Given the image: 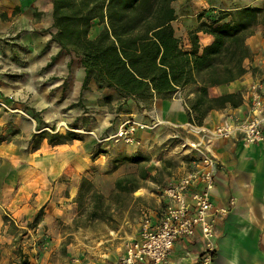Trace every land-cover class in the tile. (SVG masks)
<instances>
[{
  "label": "crops",
  "instance_id": "obj_1",
  "mask_svg": "<svg viewBox=\"0 0 264 264\" xmlns=\"http://www.w3.org/2000/svg\"><path fill=\"white\" fill-rule=\"evenodd\" d=\"M245 7L264 8V0H191L173 22L176 36L190 47L188 32L197 26L198 14L209 9L216 13ZM55 32L52 0H0V102L5 106H0V136L10 130L8 139L0 142V242L6 240L1 236L4 216L18 222L32 198L38 209L47 204L45 211L50 217L63 216L69 207L66 203L78 194L80 181L75 174L81 178L105 159L147 156L155 145L192 133L193 125L187 121L185 91L169 100H154L150 110L139 109L131 100L120 113L99 106L98 102L107 95L112 96V105L119 100L112 90L98 91L94 82L88 91H82L85 72L80 59L52 41ZM98 32L95 26L92 37ZM263 33L264 27L246 40L252 53V58L244 63L246 74L230 84L209 89L211 98L242 93V105L211 111L200 127L212 128L231 116L243 118L249 108L247 91L251 85H261L264 93ZM198 38L201 48L213 40L203 33ZM192 97L190 94L189 98ZM91 108L98 112H92L93 137L117 117L119 121L131 119L143 124L153 121L151 124L155 125L137 131L139 145L109 147L105 150L108 152L95 159L94 143L85 137L64 144H50L44 138L36 148L32 146L35 142L32 139L48 129L45 125L51 129L55 126L56 130L72 127L79 132L85 118L91 115L87 113ZM262 129L264 134V123ZM214 156L217 172L212 201L217 207H227L232 199L234 206L217 226L212 264H264V143L248 145L240 136L218 141ZM149 159L150 165L160 163ZM54 188L57 193L51 197ZM62 191H68V197ZM201 251L202 242L197 233L191 239L177 241L163 264H193Z\"/></svg>",
  "mask_w": 264,
  "mask_h": 264
},
{
  "label": "trees",
  "instance_id": "obj_2",
  "mask_svg": "<svg viewBox=\"0 0 264 264\" xmlns=\"http://www.w3.org/2000/svg\"><path fill=\"white\" fill-rule=\"evenodd\" d=\"M175 2L52 0L56 29L52 41L80 59L85 72L82 91H88L92 82L98 91H114L119 100L115 113L125 111L123 106L129 100L139 109L149 110L154 100H169L185 91L187 121L200 127L211 111L227 105L232 108L242 105V93L211 98L209 89L230 84L246 74L244 63L252 58L246 40L253 34L250 29L264 16V8L245 7L218 14L202 12L196 17L195 29L188 32L190 47H186L173 27L177 19ZM95 26L99 32L92 37ZM199 33L211 36L212 42L201 48ZM103 101L112 104V96H104ZM44 138L50 144L81 140L73 133L41 132L34 137L36 146ZM124 160L141 164L149 158L138 155ZM139 178L155 181L146 171H142ZM114 186L117 193L126 194L139 188L133 176L117 179ZM104 200L103 195L91 191L88 218H103ZM39 214L41 212L36 217ZM7 222L9 220L4 218L5 225ZM2 252L0 248V264ZM12 253L17 259L14 264H29L20 246Z\"/></svg>",
  "mask_w": 264,
  "mask_h": 264
},
{
  "label": "rangeland",
  "instance_id": "obj_3",
  "mask_svg": "<svg viewBox=\"0 0 264 264\" xmlns=\"http://www.w3.org/2000/svg\"><path fill=\"white\" fill-rule=\"evenodd\" d=\"M190 3L191 0H178L174 3L176 12L180 15L182 8ZM203 12L205 14L219 13H214L210 9ZM262 27H264V16L250 31L258 32ZM178 29L181 31V27ZM91 93L89 99L93 98ZM99 106H106L112 112L117 108V103L108 105L105 104V101H100ZM92 112L98 114L91 108V112H87L91 115L85 118L83 129H80L79 132L75 128H65L64 126L57 127L58 130L55 126L54 130L44 127L48 129H44L43 132L62 135L73 133L78 135L81 140L85 137L89 142L94 143L93 159L99 154L108 152L105 150L109 147L126 145L116 143L111 137L117 133L120 125L131 119L119 121L117 117L110 121L111 125L108 128L93 137L94 117ZM9 132L10 130L6 132L8 134L5 136H0V142L8 139ZM32 146H36V142ZM145 157L160 160V163L154 165L155 162H153L150 165L151 159H149L148 162L131 165L124 160L126 157H118L115 160H102L100 165L91 167L81 178L75 174V178L80 181L78 194L73 200L66 203L69 207L65 208L63 216L58 214V217H50L49 213L45 211L47 204L38 209L34 207V198L30 200L28 210L19 217L18 222L14 223L8 216H4L9 222L2 229L1 236L6 240L1 239L0 242V248H3L1 264L16 262L17 259L12 251L18 246L28 257L29 264H32L33 261L40 264H68L73 258H80L87 264H114L123 251L124 241L138 237L140 225L145 216L155 219L160 217L164 205L161 197L162 188L181 178L189 168V158L181 149L177 138H171L162 144L155 145ZM142 171H146L154 177L155 181L152 179L141 180L139 176ZM132 176L137 181L139 188L131 194L117 193L114 186L116 180ZM84 181L86 182L82 185ZM17 189L18 186L14 188L13 195L16 194ZM91 191L100 193L105 199L106 213L102 214L103 218H88L92 206ZM54 193H57L55 188L51 197ZM62 194L68 197V191H62ZM3 210L10 213L5 208ZM39 212L41 214L36 217Z\"/></svg>",
  "mask_w": 264,
  "mask_h": 264
},
{
  "label": "built area",
  "instance_id": "obj_4",
  "mask_svg": "<svg viewBox=\"0 0 264 264\" xmlns=\"http://www.w3.org/2000/svg\"><path fill=\"white\" fill-rule=\"evenodd\" d=\"M247 96L249 108L243 118L231 116L212 128L191 126V134L175 137L189 158V168L181 178L162 188L164 205L160 217L153 221L151 216H145L138 237L124 241L123 251L114 264H163L177 241L191 239L197 233L202 251L193 264H212L217 226L234 206L232 199L227 207H217L212 201L217 172L214 145L238 136L248 145L264 143V93L261 85H251ZM0 106L5 108L1 102ZM154 125L127 120L111 138L116 143L139 145L137 131ZM68 264L87 263L73 258Z\"/></svg>",
  "mask_w": 264,
  "mask_h": 264
},
{
  "label": "bare ground",
  "instance_id": "obj_5",
  "mask_svg": "<svg viewBox=\"0 0 264 264\" xmlns=\"http://www.w3.org/2000/svg\"><path fill=\"white\" fill-rule=\"evenodd\" d=\"M140 192V191H139Z\"/></svg>",
  "mask_w": 264,
  "mask_h": 264
}]
</instances>
